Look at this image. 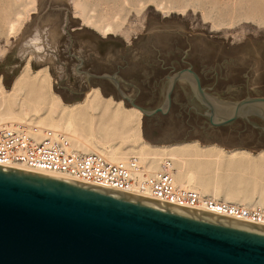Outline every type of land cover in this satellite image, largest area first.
Masks as SVG:
<instances>
[{
    "label": "rangeland",
    "instance_id": "obj_1",
    "mask_svg": "<svg viewBox=\"0 0 264 264\" xmlns=\"http://www.w3.org/2000/svg\"><path fill=\"white\" fill-rule=\"evenodd\" d=\"M37 39L43 48L41 59L29 50ZM189 67L205 91L218 99L264 97V0H0V115L23 117L26 105L27 122L35 125L34 89L14 83L24 73L49 75L41 117L58 120L62 109L73 107L91 119L100 116L99 109L91 108L96 95L99 108L107 107L109 114L118 108L126 114L132 108L121 100L118 89L145 111L161 107L169 77ZM103 76L114 77L118 89ZM49 102L58 111L48 114ZM204 112L189 84L177 83L166 115L141 114L142 141L156 148L222 149L221 175L228 174L233 181L264 180L262 173L250 178L238 172L227 158L229 151L254 156L264 152L262 121L249 117L211 127ZM110 116L103 123L117 133L108 140L128 153L134 148L133 139H125L129 128L122 129ZM97 125L91 131L104 141ZM82 133L87 136L90 131L85 128ZM167 153L158 156L169 159ZM204 167L212 177L217 166L211 161Z\"/></svg>",
    "mask_w": 264,
    "mask_h": 264
},
{
    "label": "water",
    "instance_id": "obj_2",
    "mask_svg": "<svg viewBox=\"0 0 264 264\" xmlns=\"http://www.w3.org/2000/svg\"><path fill=\"white\" fill-rule=\"evenodd\" d=\"M103 78L118 89L114 77ZM179 81L211 127L249 117L264 123V97L218 99L190 67L169 77L153 111L118 92L145 117L166 115ZM0 264H264V226L0 165Z\"/></svg>",
    "mask_w": 264,
    "mask_h": 264
},
{
    "label": "bare ground",
    "instance_id": "obj_3",
    "mask_svg": "<svg viewBox=\"0 0 264 264\" xmlns=\"http://www.w3.org/2000/svg\"><path fill=\"white\" fill-rule=\"evenodd\" d=\"M10 29L14 30V25H12V28ZM106 29L110 30L109 28ZM105 33H108V31ZM29 48L32 56L37 59L42 58L41 51L43 48L38 39L35 40L33 44H30ZM26 67L28 70L29 65ZM18 76L19 77L14 83L21 87L29 86L34 89L32 111L37 119L35 121V125L63 132L69 137L73 149L82 153L100 154L111 162L123 161L131 156L137 157L149 171H155L157 169V161L168 158H162V155L159 157V152H162L163 156H165L164 153L168 152L170 153L169 159L174 162L173 178L177 186L193 189L201 195L209 197L213 201L231 202L248 208L264 206V185L262 184V181L264 183V180L257 177L254 181H251V179H238L233 181L229 179L228 174H220L219 170L221 169L218 168L219 161L220 158L225 155L222 149L201 147L197 152L190 151L191 146L188 147L189 145L176 147L162 146L157 148L149 147L143 143L141 138L140 119L142 113L137 108L132 107L126 114L122 113L120 108L112 112V114H109V109L107 107L99 108V104L97 102H99L100 98L98 95L92 98L93 100H96V105L91 106L92 110L99 109V112L97 113L100 114V116L99 118L96 117L98 118L97 121L95 120V117L86 119L87 117H85L81 111H76L73 107L68 108V111L62 109L60 116H58V120L53 119L51 115L41 117L39 115V107L40 105L47 104L43 88L47 78H49V75L46 73V76L41 78L37 73H33L31 76L24 73ZM36 86H39V88L35 89ZM97 92L95 93L97 94ZM85 98H90V92L86 93ZM53 104L54 103L52 102L49 104L50 106L48 110L50 109V112H47L48 114H53V112L58 111L55 107L53 109ZM118 104L121 106V101ZM22 107L24 110L23 117L9 112L8 114L0 115V127H9L21 123L31 124L27 122L30 110H28L26 105H22ZM106 116H110V120L112 121H117L122 129L129 128V131H127L129 137H126L125 139L132 138L134 148H129V150L127 149L128 153L121 152V148L119 146L108 140V138L114 137L117 131L114 128H111V126L103 123ZM93 125L99 126L98 134L104 139V141L99 140L93 134L91 131V127H93ZM85 128L90 131L87 136H84L82 133ZM122 134H126V132H120L119 135ZM129 153H133L135 155H129L126 157ZM227 158L229 160V166H235L236 170L240 173L250 174V178L254 177L252 175L256 176V173L264 174V152L254 156L245 151H229ZM211 161H213L217 166L213 171L212 177H210L209 173H207V167H204L205 162ZM227 169L228 168H226V170ZM53 177L65 179L54 175ZM218 197L221 198L219 199Z\"/></svg>",
    "mask_w": 264,
    "mask_h": 264
},
{
    "label": "built area",
    "instance_id": "obj_4",
    "mask_svg": "<svg viewBox=\"0 0 264 264\" xmlns=\"http://www.w3.org/2000/svg\"><path fill=\"white\" fill-rule=\"evenodd\" d=\"M0 165L59 176L88 185L144 196L187 208L264 226V206L213 201L199 192L175 184L172 162L163 159L149 171L137 157L111 162L97 153L72 148L60 131L21 123L0 127Z\"/></svg>",
    "mask_w": 264,
    "mask_h": 264
},
{
    "label": "crops",
    "instance_id": "obj_5",
    "mask_svg": "<svg viewBox=\"0 0 264 264\" xmlns=\"http://www.w3.org/2000/svg\"><path fill=\"white\" fill-rule=\"evenodd\" d=\"M177 83H181L180 81L179 82H177ZM175 89V88H174ZM174 91V90H173ZM199 103V102H198ZM200 104V103H199Z\"/></svg>",
    "mask_w": 264,
    "mask_h": 264
},
{
    "label": "flooded vegetation",
    "instance_id": "obj_6",
    "mask_svg": "<svg viewBox=\"0 0 264 264\" xmlns=\"http://www.w3.org/2000/svg\"><path fill=\"white\" fill-rule=\"evenodd\" d=\"M263 123V122H262ZM264 124V123H263Z\"/></svg>",
    "mask_w": 264,
    "mask_h": 264
}]
</instances>
